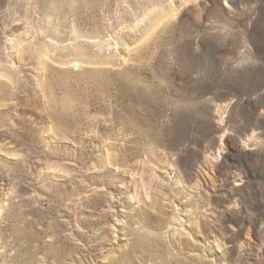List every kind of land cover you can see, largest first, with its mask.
<instances>
[{
    "label": "rangeland",
    "instance_id": "rangeland-1",
    "mask_svg": "<svg viewBox=\"0 0 264 264\" xmlns=\"http://www.w3.org/2000/svg\"><path fill=\"white\" fill-rule=\"evenodd\" d=\"M0 264H264V0H0Z\"/></svg>",
    "mask_w": 264,
    "mask_h": 264
},
{
    "label": "bare ground",
    "instance_id": "bare-ground-1",
    "mask_svg": "<svg viewBox=\"0 0 264 264\" xmlns=\"http://www.w3.org/2000/svg\"><path fill=\"white\" fill-rule=\"evenodd\" d=\"M170 3H171V2H170ZM168 4H169V3H168ZM172 7H173V6H172ZM156 9H157V8H155V10H156ZM156 11H158V12L160 13L161 10L157 9ZM147 14H148V13H147ZM147 14H146V15H147ZM144 15H145V14H144ZM160 15H161V13H160ZM162 15H163V14H162ZM156 16H157V15H156ZM137 18H138V17H137ZM142 18H143V17H142ZM145 18H146V16H144L143 19H145ZM137 20H138V19H137ZM139 20H140V19H139ZM140 21H141V20H140ZM137 23H138V22H137ZM137 23H136V24H137ZM118 36H119V35H118ZM22 41H23V40H22ZM22 41H21V42H22ZM74 41H75V40H74ZM106 41H107V40H106ZM76 42H78V41H76ZM97 44H98V43H97ZM102 44H103V43H102ZM71 45H72V44H71ZM82 45H83V44H82ZM100 45H101V44H100ZM100 45H99V46H100ZM109 45H110V44H109ZM75 46H76V44H75ZM103 46H104V45H103ZM81 47H82V46H81ZM81 47L78 48V46H77L78 49H80ZM96 47H97V45H96ZM82 48H83V47H82ZM78 49H76V53H77V55H79V53L82 52V51H80V50H78ZM114 49H115V46H114ZM94 50H95V49H94ZM98 50H99V48H98ZM106 50H107V49H106ZM69 51H70V50H69ZM73 51H74V50H73ZM73 51H72V52H73ZM96 51H97V49H96ZM99 52H100V51H99ZM101 52H102V51H101ZM92 53H93V52H92ZM72 54H73V53H72ZM104 54H105V53H104ZM77 55H76V56H77ZM80 55H81V54H80ZM95 55H96V54H95ZM97 55H98V54H97ZM92 56H94V55H92ZM92 56H91V57H92ZM99 56H101V55H99ZM77 57H78V56H77ZM80 57L82 58L83 56H80ZM89 57H90V56H89ZM89 57H88L87 59H89V61H90V58H91V57H90V58H89ZM102 57H103V56H102ZM94 58H95V56H94ZM97 58H98V57H97ZM97 58H96V59H97ZM73 59H74V58H73ZM82 59H83V58H82ZM104 59H105V58H104ZM107 59H108V58H107ZM78 60H79V59H78ZM80 60H81V59H80ZM85 60H86V58H85ZM93 60H95V59H93ZM81 61H83V60H81ZM95 61H97V60H95ZM95 61H94V63H95ZM99 61H100V59H99ZM77 62H78V61H77ZM87 62H88V61H87ZM91 62H92V61H91ZM102 62H103V61H102ZM105 63H106V60H105Z\"/></svg>",
    "mask_w": 264,
    "mask_h": 264
}]
</instances>
